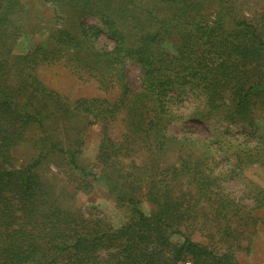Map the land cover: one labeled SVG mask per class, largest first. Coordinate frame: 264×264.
I'll use <instances>...</instances> for the list:
<instances>
[{
  "label": "trees",
  "instance_id": "16d2710c",
  "mask_svg": "<svg viewBox=\"0 0 264 264\" xmlns=\"http://www.w3.org/2000/svg\"><path fill=\"white\" fill-rule=\"evenodd\" d=\"M44 1L52 24L21 50L25 5L0 0V264H236L239 225L264 208V186L248 181L249 205L224 184L255 164L264 171V12L237 17L230 0ZM127 61L142 71L138 91L126 82ZM61 62L104 91L117 86L118 99L72 100L51 88L39 68ZM122 110L126 133L116 140L108 128ZM212 118L217 126L202 137L169 130L178 120ZM223 121L244 129L232 133ZM98 122L96 158L81 163L83 133ZM172 147L177 155L167 161ZM21 149L31 157L19 161ZM49 157L78 175L76 191L106 186L124 222L72 204L74 193L42 176ZM200 218L220 246L182 230Z\"/></svg>",
  "mask_w": 264,
  "mask_h": 264
},
{
  "label": "rangeland",
  "instance_id": "374dc122",
  "mask_svg": "<svg viewBox=\"0 0 264 264\" xmlns=\"http://www.w3.org/2000/svg\"><path fill=\"white\" fill-rule=\"evenodd\" d=\"M24 5L23 17L26 21L27 32L17 41V49L27 50L31 48L35 43L45 38V30L48 25L52 24L53 15L51 8L45 3L44 0H21ZM233 6V14L237 17H252L257 13L264 12V0H230ZM229 19V18H228ZM86 21L97 22L93 17L86 18ZM109 42L113 45V41L105 37H101L102 42ZM171 44V43H170ZM173 45H166L170 48ZM73 71L66 63H57L53 65H42L39 68L40 78L46 82L51 88L62 92L70 96L72 100L80 97H99L106 98L110 101H115L119 97L120 89L115 86L112 89L104 91L99 88L97 81L89 77L88 74L83 73L82 77L72 73ZM142 71L140 67L132 62L127 61L125 64V77L126 82L131 89L138 91L141 85L140 77ZM84 76V77H83ZM184 111V108L181 109ZM125 113L122 110L118 113L116 119L110 124L108 131L109 135L120 140L124 133H126V124L124 121ZM101 124L102 122L94 123L87 126V129L83 133L84 146L82 147L80 154V162L86 163L96 158V154L99 148L101 140ZM217 126L215 118L211 121L194 122L189 120H178L172 122L169 126V130L172 134L182 135L191 134L202 137L210 134L209 126ZM221 125V126H220ZM218 126L230 127L232 133H238L244 127L242 125L227 123L223 121ZM240 135V134H239ZM136 152L135 156L137 162H143L146 153H143V148ZM19 161L29 159L31 153H25L24 150H19L15 153ZM177 155V149L172 147L167 152V161H173ZM218 162L222 166H228L224 158H219ZM42 176L51 183L55 184L56 190L66 189L74 196L69 200L75 206H80L84 210L95 205L96 210L102 213L114 226H118L126 219V212L124 208H119L116 205L115 200L110 196L106 190V186L102 183L94 182L93 189L89 193L75 190L76 181L78 175H73V172L69 170L66 161L59 157H49L41 166ZM248 181H251L260 186H264V171L258 165H252L247 167L238 176H234L229 179L225 184L227 191L234 200L243 199L244 203L253 205L250 198L247 197L250 192V185ZM249 185V186H248ZM249 187V188H248ZM143 200V199H142ZM143 209L149 213L152 205L144 198L142 201ZM255 218L254 222L252 219ZM201 218L191 220L186 226L182 227L183 231L190 232L191 238L197 242L208 246H220V236L213 230H201L197 224H200ZM223 218V222H225ZM241 234L238 235V242L234 243V254L236 264H264V208H257L252 211V217H247L245 222H241L239 225ZM182 237L175 235L174 240L180 241Z\"/></svg>",
  "mask_w": 264,
  "mask_h": 264
},
{
  "label": "built area",
  "instance_id": "2783aa9c",
  "mask_svg": "<svg viewBox=\"0 0 264 264\" xmlns=\"http://www.w3.org/2000/svg\"><path fill=\"white\" fill-rule=\"evenodd\" d=\"M183 264H193L192 263V261L191 260H186V261H184V263Z\"/></svg>",
  "mask_w": 264,
  "mask_h": 264
}]
</instances>
